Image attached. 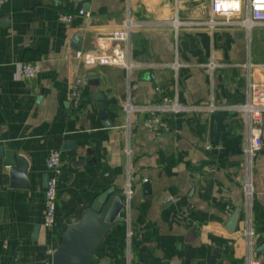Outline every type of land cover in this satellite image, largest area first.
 <instances>
[{
	"label": "crops",
	"instance_id": "0c3cea01",
	"mask_svg": "<svg viewBox=\"0 0 264 264\" xmlns=\"http://www.w3.org/2000/svg\"><path fill=\"white\" fill-rule=\"evenodd\" d=\"M176 10L187 22L177 33ZM60 13L73 18L63 21ZM211 15L209 0L4 3L0 145L25 161L14 175L16 166L0 153V264H52L66 228L111 187L126 193L125 214L97 247L98 264H246L250 254L264 264V114L262 146L250 154L247 115L230 107L247 101L251 81H264V62L251 44L253 28L264 24L249 33L197 24ZM128 18L131 37L109 39ZM102 53L126 64L101 63L95 55ZM22 62L37 73L21 77ZM77 76L85 81L74 105ZM96 93L104 95L107 116ZM165 97L225 107L175 114L160 107ZM53 149L61 154L58 217L46 227L44 181Z\"/></svg>",
	"mask_w": 264,
	"mask_h": 264
},
{
	"label": "built area",
	"instance_id": "2783aa9c",
	"mask_svg": "<svg viewBox=\"0 0 264 264\" xmlns=\"http://www.w3.org/2000/svg\"><path fill=\"white\" fill-rule=\"evenodd\" d=\"M8 0H0V10ZM211 7V17L207 21H200L197 24H206L211 28L220 25H231L243 27L248 33L254 25L264 24V0H209ZM80 13H84L83 10ZM59 18L63 21H71L73 13H60ZM172 24L176 33L181 25L187 24L179 18L178 11L172 18ZM193 23V22H192ZM196 23V22H195ZM133 21L128 18L123 27L115 30L108 38L116 40H128L132 35ZM95 59L101 63H116L126 64L124 60L119 59L111 53H102L95 55ZM129 63H127L128 65ZM179 61L173 63L175 68L180 66ZM213 67L214 63H210ZM37 66L31 62H22L19 65V75L23 78H31L37 73ZM85 78L77 76L71 88V100L74 105H79L82 100V83ZM160 107L164 110H169L175 114L186 111L203 110L206 112H214L219 108L225 107L211 101L207 104H183L177 99H169L165 97L164 102ZM231 108L244 111L247 115L250 140L247 147V152L252 154L255 150L262 146V120L264 114V81H251L248 86L247 101L241 105L230 106ZM158 121V118H155ZM48 168V179L44 192L45 215L44 225L53 227L57 222L58 217V184L59 174L61 172V154L58 149H53L46 161ZM245 194L248 202L251 203L253 195V184L250 175H247L244 183ZM130 194V188L127 191ZM248 235L253 236V230H248ZM246 264H261V262L253 255H249Z\"/></svg>",
	"mask_w": 264,
	"mask_h": 264
},
{
	"label": "water",
	"instance_id": "95a60500",
	"mask_svg": "<svg viewBox=\"0 0 264 264\" xmlns=\"http://www.w3.org/2000/svg\"><path fill=\"white\" fill-rule=\"evenodd\" d=\"M75 41L77 44L74 45L75 50L71 53L72 59L77 56V50L80 49V37L77 36ZM95 97L101 100L102 115L107 116L103 101L104 95L96 93ZM0 153L6 155L9 164L16 166L13 169V174L16 175L20 162L25 161L22 155L12 149H6L2 145H0ZM47 179L48 175L45 177V185ZM125 194L117 193L114 187L100 193L81 219L66 228L59 246L53 252L52 264H98V258L95 256L97 247L110 234L112 226L124 219L125 202L122 197ZM240 210V207L237 208L228 220L227 227L230 232L236 228Z\"/></svg>",
	"mask_w": 264,
	"mask_h": 264
},
{
	"label": "rangeland",
	"instance_id": "374dc122",
	"mask_svg": "<svg viewBox=\"0 0 264 264\" xmlns=\"http://www.w3.org/2000/svg\"><path fill=\"white\" fill-rule=\"evenodd\" d=\"M251 41L255 59L264 62V26H256L253 28Z\"/></svg>",
	"mask_w": 264,
	"mask_h": 264
}]
</instances>
